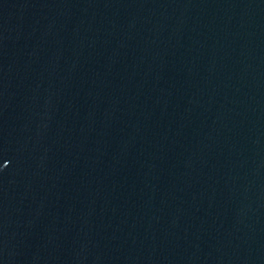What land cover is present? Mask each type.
Segmentation results:
<instances>
[{"label": "water", "instance_id": "water-1", "mask_svg": "<svg viewBox=\"0 0 264 264\" xmlns=\"http://www.w3.org/2000/svg\"><path fill=\"white\" fill-rule=\"evenodd\" d=\"M0 264H264V0H0Z\"/></svg>", "mask_w": 264, "mask_h": 264}]
</instances>
